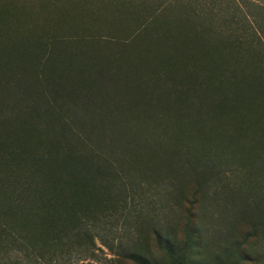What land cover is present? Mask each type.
<instances>
[{"label": "trees", "instance_id": "16d2710c", "mask_svg": "<svg viewBox=\"0 0 264 264\" xmlns=\"http://www.w3.org/2000/svg\"><path fill=\"white\" fill-rule=\"evenodd\" d=\"M4 1L0 264H22L16 253L41 263L94 260L102 248L133 264H188L212 188L237 209L227 218L236 244L217 264H238L264 235V0H100L134 14L127 46L193 44V58H182L185 73L165 81V104L153 113L145 106L100 110L94 100L71 108L59 87L88 95L90 77L78 68V80H63L65 55L98 42L72 36L73 28L41 33L52 22L40 7ZM63 15L70 19L67 7ZM158 203L184 215L180 246L170 239L176 225L162 228ZM152 244L160 261L150 257Z\"/></svg>", "mask_w": 264, "mask_h": 264}, {"label": "rangeland", "instance_id": "374dc122", "mask_svg": "<svg viewBox=\"0 0 264 264\" xmlns=\"http://www.w3.org/2000/svg\"><path fill=\"white\" fill-rule=\"evenodd\" d=\"M55 1V6L50 3V0H15L14 3L18 7H26L28 11L36 10L37 7L44 11V17L47 18L46 22L51 21L52 23L44 27L41 26L39 28L41 33L51 29L53 32H59L58 34L67 35L72 33L73 28L72 36L75 33L82 34L88 36L89 40L94 39L98 42L95 47L85 45L83 48L73 49L65 55L64 61L68 64L64 65L63 80L66 82L78 80L80 75L78 68L83 69L90 77L91 88L88 95H83V89H68L62 86L63 84L59 87L64 96L73 101L71 108H74L75 111L80 110L84 108L83 104L88 106L89 101L94 100L97 105L96 108L105 111L111 110V108L119 111L131 110L133 107L141 110L142 106H145L149 113L155 108L161 109L165 104V96H167L165 94V81L167 79H174L177 82L180 80L178 75L182 77L185 73L182 58L186 59L187 55L193 58V44L186 47L178 46L173 50L166 48L161 42L154 43L153 40L141 47L138 44L127 46L131 41L130 34L135 18L133 13L117 12L112 5L100 0ZM8 2L10 0H5L3 7ZM64 7L70 11V15H68L70 19L64 17ZM33 14L35 17L36 15L41 17L38 12ZM66 23L72 25L69 26ZM20 31L27 34L23 25H20ZM138 42H144V37ZM186 73H190V71L186 69ZM58 75H61V71L58 72ZM40 90L44 91L42 88ZM6 91L8 90L4 89L1 95L3 96ZM17 94L12 93V99L18 100ZM32 103L33 101L29 103L27 108L34 110L36 106ZM86 106L85 108H87ZM67 107L69 108V106ZM19 109L25 108L19 106ZM219 189H209L208 193L205 194L202 203L204 205L199 212L201 243L194 248L192 246L188 251L186 258L188 264L222 263L230 255L233 246L236 244L233 227L228 221L231 220L232 214L237 212V209L236 206L233 207L231 203L227 202L228 199L222 195ZM167 206L172 207L171 211H168ZM157 208L162 212L160 222L163 229L168 228L169 225H176L173 227L175 230L171 228V243L177 247L186 242V235L183 232L184 215H181L177 206L171 203H158ZM243 214V217H252L248 211ZM251 243L253 245L248 248L246 253L243 251V255L239 254L242 256L238 264H264V235L262 238L252 240ZM98 246L100 247L99 244ZM102 250L98 252L96 259L78 262L72 256H63L58 257L52 263H41L31 256L25 258L20 253L15 254V259L22 260V264H133L118 260L106 248H102ZM151 250L150 257L154 261H160L161 254L157 252L153 244ZM198 251L200 252L199 255Z\"/></svg>", "mask_w": 264, "mask_h": 264}]
</instances>
